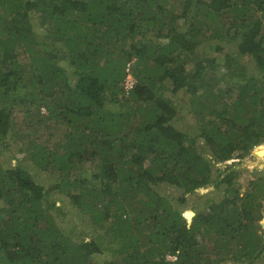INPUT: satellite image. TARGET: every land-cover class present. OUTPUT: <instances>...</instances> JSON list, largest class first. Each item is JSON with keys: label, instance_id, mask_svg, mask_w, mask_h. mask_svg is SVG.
Listing matches in <instances>:
<instances>
[{"label": "trees", "instance_id": "16d2710c", "mask_svg": "<svg viewBox=\"0 0 264 264\" xmlns=\"http://www.w3.org/2000/svg\"><path fill=\"white\" fill-rule=\"evenodd\" d=\"M261 143L264 0H0V264H264Z\"/></svg>", "mask_w": 264, "mask_h": 264}, {"label": "rangeland", "instance_id": "374dc122", "mask_svg": "<svg viewBox=\"0 0 264 264\" xmlns=\"http://www.w3.org/2000/svg\"><path fill=\"white\" fill-rule=\"evenodd\" d=\"M129 72L132 74V72L130 70H129ZM167 93H169V92L167 91ZM179 97H180L179 95L174 96L175 102L179 101ZM108 98H109V96L107 94H105L102 97V100L105 102H108ZM107 106H110V105L107 104ZM42 111H44L43 108H42ZM11 147H12V149L9 151V154H7L6 156H4V154H2V156H1L2 159L5 158L7 160V161H5V163L15 161V157H14L13 153H16V146L13 145ZM260 148H261V150L259 152L260 154H257L256 150L260 149ZM263 152H264V143H261L259 145H256L255 147H253V149L251 150V153L242 158L241 163H240L241 170H243V172L241 173V176H240V181L242 183H245L248 176H250L253 166L262 164V161H264V154L262 155ZM20 157H21L22 161L27 165V167L32 166V162H31L32 160H31L29 153H24L23 155L20 154ZM228 161H230V160H228ZM225 163H227V162H225ZM217 164H219V163H217ZM221 164H224V163H221ZM221 164L219 166H221ZM33 172H34L35 178L38 181H40L46 185L49 184L52 180L50 177V174L48 172L42 171L36 167L33 168ZM207 189L208 188H200L199 193L206 192ZM51 197L57 201L58 205L62 206L60 210H57V209L55 210V208L54 209L52 208L51 211L54 212L56 219L60 221V225L65 227L66 231H67V228L69 229V227L71 226L72 230L77 231L78 234L81 236H83V235L89 236L90 234H93V228L90 225V223H88L87 218L81 221L80 219H78L74 215L70 216V212H75V207L72 206L71 204H69L68 198L65 197L62 194V192L53 191L51 194ZM192 200H193V198L190 199V202H192ZM188 212H189V215L186 214ZM193 212H194V210L192 208H188L184 211V215L189 220L191 215L193 214ZM69 216H70V218H67ZM263 220H264V217L261 220V223L264 225ZM231 264H237V263H231Z\"/></svg>", "mask_w": 264, "mask_h": 264}, {"label": "built area", "instance_id": "2783aa9c", "mask_svg": "<svg viewBox=\"0 0 264 264\" xmlns=\"http://www.w3.org/2000/svg\"><path fill=\"white\" fill-rule=\"evenodd\" d=\"M126 70H128V71H127L126 76H125V78H124L123 86H124V88H125L126 90H129V89L133 86V84H134V82H135V78H134V76L129 72V66L126 67Z\"/></svg>", "mask_w": 264, "mask_h": 264}, {"label": "water", "instance_id": "95a60500", "mask_svg": "<svg viewBox=\"0 0 264 264\" xmlns=\"http://www.w3.org/2000/svg\"><path fill=\"white\" fill-rule=\"evenodd\" d=\"M260 150H261V148H260V149H257V150H256V153H257V154H260V153H259ZM263 154H264V152L262 153V155H263ZM263 221H264V220H263Z\"/></svg>", "mask_w": 264, "mask_h": 264}]
</instances>
